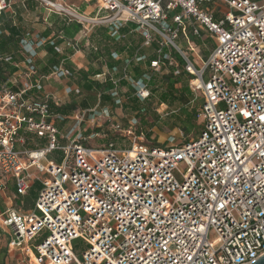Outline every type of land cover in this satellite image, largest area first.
I'll return each instance as SVG.
<instances>
[{"label":"built area","instance_id":"obj_1","mask_svg":"<svg viewBox=\"0 0 264 264\" xmlns=\"http://www.w3.org/2000/svg\"><path fill=\"white\" fill-rule=\"evenodd\" d=\"M36 1L79 22L84 35L99 25L116 35L134 23L146 45H158L156 70L173 61L163 48L177 50L183 62L174 74L185 73L202 96L201 128L192 138L155 145L142 131L135 135L134 117L121 126L102 109L119 137L94 147L83 132L54 126L47 97L33 95L42 87L32 67L21 88L1 81L0 193L8 178L15 197L33 178L41 182L31 210L11 205L0 213L9 246L29 264H251L263 255L264 0H221L228 10L219 19L201 7L212 0H98L93 15L67 0ZM9 7L0 0V14ZM187 22L192 35L204 31L213 40L198 65L175 42ZM20 43L34 54L40 42L29 36ZM67 45L78 49L79 42ZM141 90L145 99V85ZM28 134L46 144L23 147ZM54 150L63 153L58 162L48 158ZM42 231L47 235L31 248ZM75 239L86 245L81 260Z\"/></svg>","mask_w":264,"mask_h":264},{"label":"crops","instance_id":"obj_2","mask_svg":"<svg viewBox=\"0 0 264 264\" xmlns=\"http://www.w3.org/2000/svg\"><path fill=\"white\" fill-rule=\"evenodd\" d=\"M67 2L79 11L91 15L96 12L98 5V0H67ZM201 7L210 11L215 19L221 18L222 14L228 10L227 5L221 0H212L202 4ZM191 28L192 23L187 22L175 42L177 47L198 65L210 52L213 40L204 31H201L198 37L192 35ZM29 36L32 37L33 42L41 43L36 45L33 43L34 54H29L26 51L29 48H24L20 43L22 38ZM179 40L184 48L179 45ZM68 42H79L78 49L70 48L67 45ZM56 48L59 50L57 51ZM162 52L170 53L173 58L172 63L165 64L171 67V79L176 81L175 85L181 81L182 76L188 77L183 72L179 75L174 74L176 68L180 69L183 62L176 57V54L181 57L177 50L163 48ZM159 55L157 43L152 42L146 45L144 37L131 22L120 27L116 35H112L110 28L106 25L95 26L84 35L79 22L45 10L36 0H10L8 10L0 14V66L5 76L2 82L6 80L7 83L14 82L16 83L14 88H21L32 67L33 76L39 77L42 87L39 92L33 89V95L47 97L52 116L59 115L64 120L66 130L69 129V121L66 117L72 111H68L71 106L80 108L84 115L86 111L90 112L96 106L110 100L111 97L103 93L97 95L84 93L87 85L94 84L93 76L98 80L96 83L100 84L99 88H104L106 91L119 90L118 85L128 86L130 81L135 79L142 82L143 76H147L148 72L158 71L165 66L161 65L157 70L151 66L152 61L159 60ZM176 60L179 61L178 64ZM54 67H61L69 73L58 76L53 73ZM143 85L147 89L148 84L144 82ZM91 95L95 101L89 105L87 98ZM113 119L117 120L114 117ZM51 122L56 127L52 118ZM87 129L84 128L83 132ZM45 144V138L28 134L23 147L33 149ZM35 180L37 179H32L29 190ZM29 190L25 195L15 197L14 180L8 178L5 189L0 193V213L11 205L20 207L21 210H31L32 208H23L24 197ZM0 231L2 232L0 233V243H2L0 264H8L9 259L11 260L18 249L9 246L10 232L3 229ZM29 246L32 248L31 243ZM29 253L31 255L32 250ZM22 254L24 258H21V261L25 260L29 264L27 256L24 252Z\"/></svg>","mask_w":264,"mask_h":264},{"label":"rangeland","instance_id":"obj_3","mask_svg":"<svg viewBox=\"0 0 264 264\" xmlns=\"http://www.w3.org/2000/svg\"><path fill=\"white\" fill-rule=\"evenodd\" d=\"M178 43L182 48H184L181 40H179ZM171 50L173 49L171 48ZM176 62L177 64L179 63L178 60H176ZM170 70L171 67L165 64V66L158 71L153 72L151 70L148 72L147 76H143L142 82L135 79L130 81L128 86L118 85V87H120V91L118 89L106 91L104 88L95 86V83L98 82V80L93 76L94 81L92 82L94 84L91 86L92 88L90 90L85 88L84 93L96 95L103 93L110 96V100H107L103 105L96 106L90 112L86 111L83 117H81L83 113L80 108L71 106L68 111H72L69 116L66 117V120L69 121L68 130H66L64 120L59 115H54L51 118L54 120L59 132L62 133L67 131L71 134H80L84 131V128H88L86 132H83V135L87 137L85 142L94 147L106 144L109 139H117L119 137V135L117 133L115 134L113 131V121L101 115V110L104 108L107 109L110 117H114L119 121L121 126H126L127 120L134 117L138 122L134 132L135 135H138V133L142 131L144 139L150 143H154L155 145L167 142L166 140L171 136L175 138L176 142L192 138L199 132L201 128V120L196 117V128L190 129L186 132L182 127V117L183 113H186L191 108H194L197 113V109L202 102V96L200 92L193 91L186 97V102L177 100L161 102L160 95L166 89L167 81L165 77L170 75ZM152 72L153 75H151ZM144 82L148 84L147 90L149 91V94L145 99H142L140 93H143L141 88L143 87ZM185 86H189V82L186 76H182L181 81L177 83L175 87L179 89ZM87 101L88 104L91 105L93 104V101H95V98L92 95L88 96ZM97 101L99 104V97L97 98ZM182 105L183 109H181ZM77 110L79 111L76 112ZM90 114H92V116ZM65 142L66 141L64 139H60V143L62 145L65 144ZM127 143L128 141L125 143L126 146ZM119 145H121V143ZM62 155L63 153L61 150H54L48 155V158L58 162L62 158ZM42 176L43 175H40L41 178ZM40 189L41 182L37 179L34 181L27 196L24 197L23 208H33L34 201ZM0 233L2 234L1 231ZM46 235L47 231H42L39 236L32 240V247L40 243ZM72 245L76 259L81 260V255L86 249L84 241L82 239H75L73 240ZM0 249L2 250V243H0ZM0 254H2V251ZM21 258H24L22 252L20 250L15 251L11 260L9 259L8 264H27L25 260L22 262Z\"/></svg>","mask_w":264,"mask_h":264},{"label":"trees","instance_id":"obj_4","mask_svg":"<svg viewBox=\"0 0 264 264\" xmlns=\"http://www.w3.org/2000/svg\"><path fill=\"white\" fill-rule=\"evenodd\" d=\"M176 57L179 59V61H182L181 57L176 54ZM5 79V76L2 74V67L0 66V82ZM166 79V89L165 91L160 95V101H181V102H186L187 101V96L191 94L192 89L189 86L181 87V88H176L175 87V80L171 79V74L165 77ZM188 80V77H187ZM91 85V84H90ZM87 85V88L90 90L91 86ZM95 86L100 87L99 83H96ZM111 87V86H110ZM189 87V88H187ZM171 98V99H169ZM181 109H183V105L181 106ZM183 113V111H182ZM197 117L196 110L194 108L189 109L186 113H183L182 117V127L183 129L187 132L190 129H195L196 124H195V119Z\"/></svg>","mask_w":264,"mask_h":264},{"label":"water","instance_id":"obj_5","mask_svg":"<svg viewBox=\"0 0 264 264\" xmlns=\"http://www.w3.org/2000/svg\"><path fill=\"white\" fill-rule=\"evenodd\" d=\"M251 264H264V254L259 256V258L254 260Z\"/></svg>","mask_w":264,"mask_h":264},{"label":"snow or ice","instance_id":"obj_6","mask_svg":"<svg viewBox=\"0 0 264 264\" xmlns=\"http://www.w3.org/2000/svg\"><path fill=\"white\" fill-rule=\"evenodd\" d=\"M145 95H146V93H145ZM245 115H249V113H245ZM261 119H264V117H261Z\"/></svg>","mask_w":264,"mask_h":264},{"label":"bare ground","instance_id":"obj_7","mask_svg":"<svg viewBox=\"0 0 264 264\" xmlns=\"http://www.w3.org/2000/svg\"><path fill=\"white\" fill-rule=\"evenodd\" d=\"M143 94H145V91H143Z\"/></svg>","mask_w":264,"mask_h":264}]
</instances>
